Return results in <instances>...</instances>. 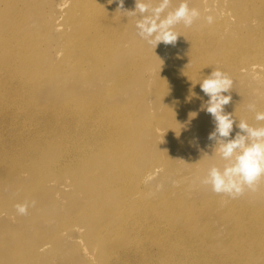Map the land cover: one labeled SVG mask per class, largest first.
<instances>
[{"label": "rangeland", "instance_id": "1", "mask_svg": "<svg viewBox=\"0 0 264 264\" xmlns=\"http://www.w3.org/2000/svg\"><path fill=\"white\" fill-rule=\"evenodd\" d=\"M69 1L32 2L35 21L26 28L43 36L37 41L49 37L52 45V38L69 29ZM180 2L172 0V7ZM188 2L200 10V19L191 27L176 26L174 46L154 49L137 35V17L107 0L117 37L112 54L103 65L92 59L85 82L77 75L82 81L48 77L52 81L41 92L56 94L60 103L105 98L113 116L93 126L108 134L109 143L93 150L76 140L67 160L44 162L54 165L43 176L39 169L24 174L32 169L23 158L16 168L0 161V264H264V178L256 192L236 199L200 184L211 166L224 161L208 140L214 123L201 110L208 97L199 84L214 69L226 72L233 80L226 112L236 123H258L247 106L255 103L264 111V0ZM26 4L0 0V35L11 32L14 46L1 51L0 59L19 43L12 40L15 10L1 8ZM134 6L135 0H125V9ZM6 23L11 25L2 31ZM60 56L53 65L74 72L73 63L64 66L68 62ZM2 95L14 98L9 91ZM10 123L0 119L1 152L11 153ZM235 130L234 124L233 136ZM110 140L118 145L110 147ZM122 187L132 199L127 208L119 203ZM25 203L27 214L21 215L16 205Z\"/></svg>", "mask_w": 264, "mask_h": 264}, {"label": "bare ground", "instance_id": "2", "mask_svg": "<svg viewBox=\"0 0 264 264\" xmlns=\"http://www.w3.org/2000/svg\"><path fill=\"white\" fill-rule=\"evenodd\" d=\"M33 1L35 2V0H27L25 6L17 5L13 9L10 5L1 8L10 12L15 10L13 19L17 18L14 20L16 29L12 35L16 34L17 37L12 40L19 43L16 44L17 48L13 54L4 52L8 54L7 57L0 59V110L2 111L0 119L12 122L8 125H13L15 136L7 147L11 149L12 154L0 151V161H6V166L3 165L5 168L12 166L16 168L14 163L23 158L30 163L32 169L23 172L24 174H34L39 169L43 176L54 165L53 163L45 165V163L53 157H58L59 163L67 160L73 153L69 148L76 140L82 147L83 143H86L85 146L93 150L109 143L106 139L108 134L93 126L107 122L113 116L114 110L109 106L110 104L105 103V98H99L97 101L83 100L82 103L77 100L60 103L56 99V94L48 95L41 90L52 81L48 78L52 75L54 77L77 75L84 81L74 76L77 80L85 82L91 77L89 72L85 74L87 66L93 65L92 59H97V62L103 65V61L112 54L117 37L111 32L114 25L107 15L112 8L107 6V0H70L65 11L68 15L65 23L69 29L61 32L57 39L52 38L54 40L52 45L49 37L44 36L37 41L35 38L43 36L36 34V30L29 31L26 28L30 20L35 21ZM9 15L11 18L10 13ZM10 25L3 24L2 31H7ZM10 38L11 32L0 35V52L14 49ZM58 55H61L60 60L68 62L64 66L73 63L75 71L65 74L64 67L53 65L55 62L53 58ZM103 58L104 60H101ZM4 91H9L14 98L4 99L2 95ZM56 101L61 106H58ZM117 145V142L113 143L110 140V147ZM18 147L21 148L17 149ZM23 148L27 150L26 154L20 152ZM44 152L48 154L42 157ZM29 158L34 161H30ZM38 163H40L39 167ZM122 188L124 195L119 203L127 208L132 199L129 195L126 196L127 189Z\"/></svg>", "mask_w": 264, "mask_h": 264}, {"label": "clouds", "instance_id": "3", "mask_svg": "<svg viewBox=\"0 0 264 264\" xmlns=\"http://www.w3.org/2000/svg\"><path fill=\"white\" fill-rule=\"evenodd\" d=\"M125 0H108L116 3L117 10L137 17L135 27L137 35L154 49L161 43L175 45L180 34L175 30L177 25L191 27L201 17L199 9L190 7L188 0H181L172 7V0H135L134 9L124 8ZM213 22L212 16L206 17ZM200 88L208 99L201 105V110L211 115L214 130L209 133L214 152L224 163L213 165L200 184L210 187L217 195L236 199L246 191L256 192L259 181L264 178V111H258L255 103L248 104L250 112L255 113L256 125L246 120L236 123L233 114L226 112L225 106L232 101L233 80L220 69H214L201 82ZM225 93H228L227 95ZM235 124V135L234 132ZM28 204H17L19 214H27Z\"/></svg>", "mask_w": 264, "mask_h": 264}]
</instances>
